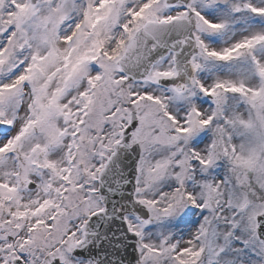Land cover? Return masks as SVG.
<instances>
[{
    "label": "snow or ice",
    "instance_id": "obj_1",
    "mask_svg": "<svg viewBox=\"0 0 264 264\" xmlns=\"http://www.w3.org/2000/svg\"><path fill=\"white\" fill-rule=\"evenodd\" d=\"M0 264H264V0H0Z\"/></svg>",
    "mask_w": 264,
    "mask_h": 264
}]
</instances>
